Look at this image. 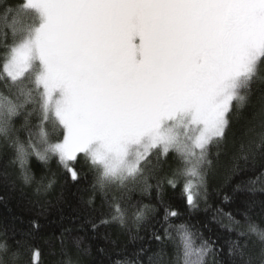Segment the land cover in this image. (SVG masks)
Wrapping results in <instances>:
<instances>
[{"label":"snow or ice","instance_id":"obj_1","mask_svg":"<svg viewBox=\"0 0 264 264\" xmlns=\"http://www.w3.org/2000/svg\"><path fill=\"white\" fill-rule=\"evenodd\" d=\"M69 183L115 233L52 264H264V0H0V185L43 214ZM30 223L0 264H37Z\"/></svg>","mask_w":264,"mask_h":264},{"label":"trees","instance_id":"obj_2","mask_svg":"<svg viewBox=\"0 0 264 264\" xmlns=\"http://www.w3.org/2000/svg\"><path fill=\"white\" fill-rule=\"evenodd\" d=\"M169 195L173 198L174 206H179L182 210L179 189L175 192L169 190ZM0 197H2L0 199V230H3L5 226L15 229L18 239L21 232H27L32 227L31 221L34 220L40 225L33 241L35 248L41 253L37 264H52L53 258L49 255L46 240L53 231L59 233L65 227L73 228V236L84 238V246L91 249L92 256L96 255L98 247H107L103 239L105 233H115V229L104 226H101L95 233L92 231L88 221L97 220L100 213L88 210L84 202L87 195L83 191V186L76 187L70 183L63 187L57 186L47 195L46 198L51 203L43 214L40 208L33 204V201L37 199L33 188H26L22 191L19 186L12 188L0 185ZM39 199L45 198L40 197ZM144 202L148 203L147 197L144 198ZM98 204L97 201V207ZM197 215L203 218V213ZM196 218L194 216L193 220L195 221ZM119 240L121 248L125 245L129 249L134 247L127 242L124 235H119ZM90 259L91 257L85 258V264H88Z\"/></svg>","mask_w":264,"mask_h":264}]
</instances>
